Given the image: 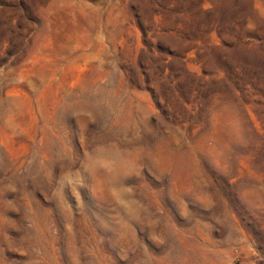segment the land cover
Masks as SVG:
<instances>
[{
    "label": "rangeland",
    "instance_id": "374dc122",
    "mask_svg": "<svg viewBox=\"0 0 264 264\" xmlns=\"http://www.w3.org/2000/svg\"><path fill=\"white\" fill-rule=\"evenodd\" d=\"M0 264H264V0H0Z\"/></svg>",
    "mask_w": 264,
    "mask_h": 264
},
{
    "label": "clouds",
    "instance_id": "9594fccd",
    "mask_svg": "<svg viewBox=\"0 0 264 264\" xmlns=\"http://www.w3.org/2000/svg\"><path fill=\"white\" fill-rule=\"evenodd\" d=\"M65 179H66V182H67L68 186L72 187V185H73L72 177L71 176H67Z\"/></svg>",
    "mask_w": 264,
    "mask_h": 264
}]
</instances>
